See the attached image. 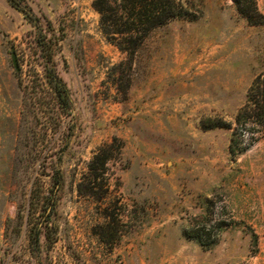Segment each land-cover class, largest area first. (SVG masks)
I'll list each match as a JSON object with an SVG mask.
<instances>
[{
	"label": "rangeland",
	"instance_id": "obj_1",
	"mask_svg": "<svg viewBox=\"0 0 264 264\" xmlns=\"http://www.w3.org/2000/svg\"><path fill=\"white\" fill-rule=\"evenodd\" d=\"M28 1L59 39L74 128L32 28L0 0V264H264V133L236 122L264 75V27L233 0H177L186 17L153 30L129 70L95 0Z\"/></svg>",
	"mask_w": 264,
	"mask_h": 264
},
{
	"label": "trees",
	"instance_id": "obj_2",
	"mask_svg": "<svg viewBox=\"0 0 264 264\" xmlns=\"http://www.w3.org/2000/svg\"><path fill=\"white\" fill-rule=\"evenodd\" d=\"M6 1L23 15L32 28L34 53L37 55L45 84L53 94L63 116L68 118L69 132H73L74 118L70 93L56 70L55 52L59 39L55 35L51 22L44 15L36 14L28 0ZM233 4L238 14L246 20L248 25L264 27V15L257 7V0H233ZM93 6L100 16L102 34L126 54V61L122 65L129 70L137 50L153 30L163 27L175 19L186 17L183 7L177 0H95ZM116 36L119 39H116ZM23 103L26 112H31V103L26 93L23 95ZM236 122L242 127L247 124L258 125L261 130L257 133H264V75H258L247 90L246 107L238 114ZM71 136V133L67 135V141ZM244 150L246 149L241 150L240 153ZM98 159L97 156L94 160ZM107 160L108 158L103 159L101 164ZM53 178L54 189L57 191L62 183V174L58 166L54 167ZM48 213L31 238L33 251H37L39 254L42 253L41 228L49 221L50 214ZM46 240L48 241L47 237ZM38 263L40 262L38 261Z\"/></svg>",
	"mask_w": 264,
	"mask_h": 264
},
{
	"label": "water",
	"instance_id": "obj_3",
	"mask_svg": "<svg viewBox=\"0 0 264 264\" xmlns=\"http://www.w3.org/2000/svg\"><path fill=\"white\" fill-rule=\"evenodd\" d=\"M11 56H12V63H13V67H14L15 71H19V66H18V63L16 61V58H15V55L13 52H12Z\"/></svg>",
	"mask_w": 264,
	"mask_h": 264
}]
</instances>
